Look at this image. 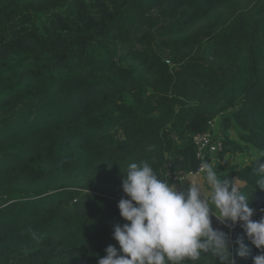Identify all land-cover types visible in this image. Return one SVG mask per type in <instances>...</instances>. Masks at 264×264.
<instances>
[{
	"label": "trees",
	"instance_id": "obj_1",
	"mask_svg": "<svg viewBox=\"0 0 264 264\" xmlns=\"http://www.w3.org/2000/svg\"><path fill=\"white\" fill-rule=\"evenodd\" d=\"M204 132L223 144L216 165L264 153V0H0V264H98L119 247L127 166L195 172ZM255 166L218 175L259 220ZM232 239L252 264L239 225Z\"/></svg>",
	"mask_w": 264,
	"mask_h": 264
},
{
	"label": "clouds",
	"instance_id": "obj_2",
	"mask_svg": "<svg viewBox=\"0 0 264 264\" xmlns=\"http://www.w3.org/2000/svg\"><path fill=\"white\" fill-rule=\"evenodd\" d=\"M253 171L255 190H264L262 159L256 160ZM178 180L181 186L187 184L185 190H178L169 178L161 179L146 160L127 166L122 173L124 196L117 204L125 223L113 230L119 247L108 245L98 264H184L203 254L215 257L216 264H235V257H248L242 237L235 240L234 257L229 233L213 227V216L227 227L239 225L259 250L252 264H264V216L253 219V198L235 179L221 178L213 162L201 160L197 171Z\"/></svg>",
	"mask_w": 264,
	"mask_h": 264
},
{
	"label": "built area",
	"instance_id": "obj_3",
	"mask_svg": "<svg viewBox=\"0 0 264 264\" xmlns=\"http://www.w3.org/2000/svg\"><path fill=\"white\" fill-rule=\"evenodd\" d=\"M194 146L196 147V156L200 160H206V154H210L212 157L210 158V162H214L216 158L221 154L223 150V144L219 139H214V137L209 132H204L197 134L193 137ZM225 158V157H224ZM221 165L225 164L224 159L219 161ZM200 167V165H199ZM198 167V169H199ZM168 170L165 173V179H170L173 183H176L177 186H180L181 188L178 190H185L186 188L181 186L178 179H184L185 176L189 173H185L183 171H171L170 165H167ZM197 169V170H198ZM169 173V177H168ZM186 184V183H185ZM214 217V216H213ZM212 219V218H211ZM213 227L219 228L227 233H229L230 236V249L232 250L233 245V228L227 227L223 224H221L217 219H212Z\"/></svg>",
	"mask_w": 264,
	"mask_h": 264
},
{
	"label": "rangeland",
	"instance_id": "obj_4",
	"mask_svg": "<svg viewBox=\"0 0 264 264\" xmlns=\"http://www.w3.org/2000/svg\"><path fill=\"white\" fill-rule=\"evenodd\" d=\"M213 125H214L213 127L214 132L217 133V135L219 136L220 134L219 121L218 120L215 121ZM226 134L229 136L231 140L240 143L238 139V135L236 131H234L233 129H230ZM241 145L244 146L243 143H241ZM263 157H264V153H258L253 148L247 147L246 151L243 153L227 154L226 157L224 158L225 161L224 165L219 166L216 165L217 163L215 165L217 166V171L219 174L221 171H227L228 168H230L231 166L243 167L245 165H248L252 161H256L257 159H262Z\"/></svg>",
	"mask_w": 264,
	"mask_h": 264
},
{
	"label": "crops",
	"instance_id": "obj_5",
	"mask_svg": "<svg viewBox=\"0 0 264 264\" xmlns=\"http://www.w3.org/2000/svg\"><path fill=\"white\" fill-rule=\"evenodd\" d=\"M226 157V156H225ZM238 182V181H237ZM239 183V182H238ZM240 185V184H239ZM184 187L186 188L187 187V184H184ZM178 189H180L181 187L180 186H177ZM212 219H216L215 217H211Z\"/></svg>",
	"mask_w": 264,
	"mask_h": 264
}]
</instances>
